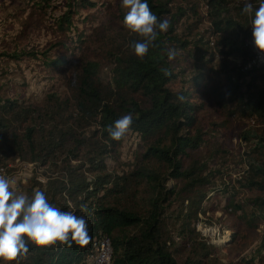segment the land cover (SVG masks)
Instances as JSON below:
<instances>
[{
    "label": "trees",
    "instance_id": "1",
    "mask_svg": "<svg viewBox=\"0 0 264 264\" xmlns=\"http://www.w3.org/2000/svg\"><path fill=\"white\" fill-rule=\"evenodd\" d=\"M147 2L158 18L169 20L170 28L158 35L143 60L132 48L141 37L124 26L127 10L121 8L125 43H115L108 77L101 63L83 57L82 51L79 56L72 52L77 58L71 65L67 55L49 59L46 52L48 68L68 71L69 96L49 95L39 104L3 95L0 88V165L20 160L47 169L45 181L32 177L16 192L32 196L40 189L54 206L84 217L91 236L88 245L73 243L70 248L42 249L29 242L30 251L20 264H75L104 236L112 240V264H224L215 254L219 248L201 239L197 230L211 189L213 199L224 198L225 208L239 212L249 226L264 222V61L248 66L259 50L251 20L260 0ZM246 2L253 4L251 15L242 11ZM68 4L61 18L69 29L78 10L73 5H94L91 0ZM168 51L175 52L174 59L169 60ZM208 88L225 115L258 124L240 134L244 167L237 181L252 194L247 201L238 199L236 188L227 183L217 188L216 175L198 159V151L212 145L210 159L224 157L227 162L226 151L213 142L217 136L201 126L204 106L195 101V93ZM128 113L133 115L131 134L139 136V149L130 171H111L109 157L125 139L112 140L107 129ZM174 202L181 205L175 216L180 241L172 235L166 215V207ZM240 233L237 227L232 241ZM257 262L264 264V234L255 251L231 264Z\"/></svg>",
    "mask_w": 264,
    "mask_h": 264
},
{
    "label": "rangeland",
    "instance_id": "2",
    "mask_svg": "<svg viewBox=\"0 0 264 264\" xmlns=\"http://www.w3.org/2000/svg\"><path fill=\"white\" fill-rule=\"evenodd\" d=\"M69 1L0 0V88L3 95L39 104L45 103L49 95L56 94L63 99L69 96L68 71L48 68L44 59L46 52L51 56L49 59L67 55L71 65L82 51L83 57L101 63L104 77L112 73L114 53L117 51L115 43H125L120 36L125 27L118 16L123 8L122 0H91L94 5L89 7L73 5L72 9L78 10L73 12L71 29L61 18L68 11ZM202 9L205 10V7ZM72 52L78 54L73 55ZM24 53L28 54L21 59L11 57L13 54ZM195 97V101L204 106L200 115L201 126L205 130L211 129V135L217 136L213 142L219 143L220 148L226 151L227 162L224 157L210 159L212 145L198 151V159L207 163L210 175H216L214 182L217 183V188H222L223 182L227 183L236 188L238 199L247 201L252 194L244 190L237 181L242 176L244 167L240 161V154L243 153L240 134L244 129L254 130L258 124L237 115H225L219 110L209 88L199 90ZM139 143L140 138L135 134L125 138L117 154L109 157V169L130 171L135 162L134 151L139 149ZM9 164L11 166L7 178L15 179L16 183L12 186L15 190L25 189L32 177L40 181L46 180L43 173L47 169L35 163L16 160ZM167 184L173 187L174 182L169 180ZM214 195L215 191L211 189L210 198L206 202V214H200L197 230L201 233V239L219 248L215 252L216 256L224 264H231L232 260L257 249V245L262 242L264 222L258 227L249 226L241 219L239 212L225 208L224 198L215 200ZM166 208L169 228L172 229L175 240L180 241L177 232L180 223L176 224L175 216L181 205L174 202ZM237 227H240L241 233L232 241Z\"/></svg>",
    "mask_w": 264,
    "mask_h": 264
},
{
    "label": "clouds",
    "instance_id": "3",
    "mask_svg": "<svg viewBox=\"0 0 264 264\" xmlns=\"http://www.w3.org/2000/svg\"><path fill=\"white\" fill-rule=\"evenodd\" d=\"M122 7L127 10L124 26L141 37L132 48L143 60L158 35L168 31L170 22L167 18H158L147 0H122ZM242 11L251 15L253 4L246 2ZM251 25L255 46L264 53V0H260L255 9ZM174 57L175 52L168 51L169 60ZM165 75H169L166 70ZM133 122L131 113L122 115L107 129L111 139L119 142L127 138L133 131ZM15 183V179L0 176V260L20 264L30 251L29 242L42 249L89 244L91 236L84 217L54 206L40 189H34L32 196L18 194L12 187Z\"/></svg>",
    "mask_w": 264,
    "mask_h": 264
},
{
    "label": "built area",
    "instance_id": "4",
    "mask_svg": "<svg viewBox=\"0 0 264 264\" xmlns=\"http://www.w3.org/2000/svg\"><path fill=\"white\" fill-rule=\"evenodd\" d=\"M257 60L264 61V53H260L259 50L257 57L253 59V61L250 62L248 66H251ZM10 166V164L0 165V176L7 178ZM225 236L226 234L223 235V237ZM113 253L114 251L111 238L104 236L99 239H95L92 244V251L89 253V255L83 261L77 262L75 264H112Z\"/></svg>",
    "mask_w": 264,
    "mask_h": 264
}]
</instances>
